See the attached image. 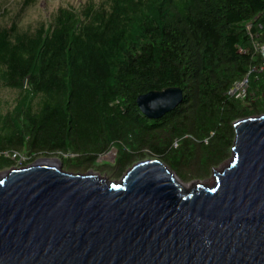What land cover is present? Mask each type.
Here are the masks:
<instances>
[{
	"label": "trees",
	"instance_id": "16d2710c",
	"mask_svg": "<svg viewBox=\"0 0 264 264\" xmlns=\"http://www.w3.org/2000/svg\"><path fill=\"white\" fill-rule=\"evenodd\" d=\"M256 33L264 41V0H102L60 7L35 31L0 26V87L18 91L0 118V168L18 165L7 155L18 151L21 165L58 155L85 171L114 148L99 169L155 158L181 179L209 172L231 152L234 122L264 111L252 94L227 93L260 61ZM169 87L183 91L179 105L143 114L138 97ZM251 90L264 97V73Z\"/></svg>",
	"mask_w": 264,
	"mask_h": 264
},
{
	"label": "water",
	"instance_id": "95a60500",
	"mask_svg": "<svg viewBox=\"0 0 264 264\" xmlns=\"http://www.w3.org/2000/svg\"><path fill=\"white\" fill-rule=\"evenodd\" d=\"M182 99L169 87L137 104L159 119ZM234 129L212 186L155 158L119 180L57 158L0 172V264H264V113Z\"/></svg>",
	"mask_w": 264,
	"mask_h": 264
},
{
	"label": "rangeland",
	"instance_id": "374dc122",
	"mask_svg": "<svg viewBox=\"0 0 264 264\" xmlns=\"http://www.w3.org/2000/svg\"><path fill=\"white\" fill-rule=\"evenodd\" d=\"M24 1L25 0H0V26L9 27L11 25V22L14 21V22H17V25L20 29L35 31L41 24H44L45 26H47L50 23L51 18L55 14L56 10L60 7H72L76 9L77 11H80L87 4L98 6L102 2V0H31L30 4L26 8H24L23 11H20V9H22L21 7ZM103 3L104 5H106L105 2ZM5 11H6V15L3 14ZM17 13L18 15H16ZM15 16H18V17H15ZM258 98L260 100L262 99V101L264 100V97H258ZM17 99H18L17 90L0 87V118L6 117L7 114L13 110ZM37 109L38 107L35 110ZM262 113H264V111L260 112L259 114H262ZM259 114H255V115H259ZM255 115H251V116H255ZM1 121H0V125H1ZM115 153L117 154V151L113 148L110 152L100 157L99 160H97V163L91 164V168L85 171H79V172L84 173L87 171H93L95 173H99L101 176L107 178L108 180L121 179L132 165L126 168L119 175L116 174L115 172L114 173L109 172L110 170L108 171V168L107 169L103 168L104 170H101L98 167V166L100 167L102 166L100 165V161L107 160V161L113 162ZM231 156L232 155L230 152L224 158L223 161H221L217 165L212 166L209 172L206 171L204 172V174H201V175L199 174L193 177L192 175H187V178L182 179V180L190 187L194 184L212 186L216 181L215 173L221 172L228 165ZM23 157H27V156L23 155ZM70 157H73V155L70 154ZM44 158H50V159L57 158L62 162L61 158L58 155H44L43 154V155L36 156L35 159L32 160L30 163H33L39 159H44ZM24 165L14 164L11 167L4 168V170H8L12 167H19V166H24ZM3 171H0V172H3ZM183 171L186 172L187 170H183ZM196 172L197 171L192 170L193 174H196Z\"/></svg>",
	"mask_w": 264,
	"mask_h": 264
},
{
	"label": "built area",
	"instance_id": "2783aa9c",
	"mask_svg": "<svg viewBox=\"0 0 264 264\" xmlns=\"http://www.w3.org/2000/svg\"><path fill=\"white\" fill-rule=\"evenodd\" d=\"M246 28L249 32L250 25ZM251 37L255 41L254 49L260 56V61L258 64L253 65L243 78L236 80L228 89V95L239 100H246L251 94L253 99L258 98V96H255V92L251 90V80L255 75L258 80L260 73H264V41L259 40V35L257 33L251 34ZM262 96H264V94H262ZM7 155H10L11 158L16 160L19 164L24 160L23 155L18 151L8 152Z\"/></svg>",
	"mask_w": 264,
	"mask_h": 264
},
{
	"label": "flooded vegetation",
	"instance_id": "af4514ba",
	"mask_svg": "<svg viewBox=\"0 0 264 264\" xmlns=\"http://www.w3.org/2000/svg\"><path fill=\"white\" fill-rule=\"evenodd\" d=\"M25 158V157H24ZM25 165H27V164H25ZM4 170V168H0V171H3Z\"/></svg>",
	"mask_w": 264,
	"mask_h": 264
}]
</instances>
